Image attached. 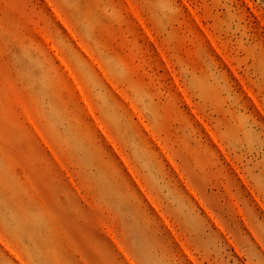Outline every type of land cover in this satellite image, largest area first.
<instances>
[{
	"label": "rangeland",
	"instance_id": "obj_1",
	"mask_svg": "<svg viewBox=\"0 0 264 264\" xmlns=\"http://www.w3.org/2000/svg\"><path fill=\"white\" fill-rule=\"evenodd\" d=\"M0 264H264V0H0Z\"/></svg>",
	"mask_w": 264,
	"mask_h": 264
}]
</instances>
